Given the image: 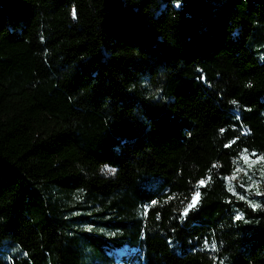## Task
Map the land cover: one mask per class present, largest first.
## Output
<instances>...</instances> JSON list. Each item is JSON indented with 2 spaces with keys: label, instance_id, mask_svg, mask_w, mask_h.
<instances>
[{
  "label": "trees",
  "instance_id": "16d2710c",
  "mask_svg": "<svg viewBox=\"0 0 264 264\" xmlns=\"http://www.w3.org/2000/svg\"><path fill=\"white\" fill-rule=\"evenodd\" d=\"M251 153L264 0H0V264H264Z\"/></svg>",
  "mask_w": 264,
  "mask_h": 264
},
{
  "label": "rangeland",
  "instance_id": "374dc122",
  "mask_svg": "<svg viewBox=\"0 0 264 264\" xmlns=\"http://www.w3.org/2000/svg\"><path fill=\"white\" fill-rule=\"evenodd\" d=\"M252 154L253 153L246 155L247 161L241 157V166L239 167L238 173L233 176V181L240 183L244 189H251L255 187L258 189L256 194L259 192L264 196V175H262L264 170L262 168V164L259 163L260 161L258 160V156L256 154ZM104 170L107 174L111 172L108 169ZM120 253L126 254L127 252L123 249Z\"/></svg>",
  "mask_w": 264,
  "mask_h": 264
},
{
  "label": "snow or ice",
  "instance_id": "6c2138e0",
  "mask_svg": "<svg viewBox=\"0 0 264 264\" xmlns=\"http://www.w3.org/2000/svg\"><path fill=\"white\" fill-rule=\"evenodd\" d=\"M177 7H179V3H177ZM72 15H73V18L75 19V18H76V12H75V9H73ZM233 103L235 104L236 101H233ZM252 155H255V153H253ZM242 159H245V161H247V157H246V156H243V155H242ZM262 159H264V157H258V160H262ZM238 171H239V169H238ZM262 175H264V173H262ZM203 183H204V181H201V182H200L201 185H202ZM260 194H261V193L257 192V195H260ZM198 195H199V191L197 190V192L193 195L192 201L189 202V203L187 204V206L184 208V211H183V213H182V216H187L189 210H190V209H193V208L195 207V205H196V203H197L196 197H197ZM240 199H244V197H240ZM153 203H155V202H153ZM251 207H253V209L255 210L256 208H259L260 205L252 203V204H251ZM236 219H237V220H240V219H242V217L237 216ZM212 247H213V249H215V245H214V244L212 245Z\"/></svg>",
  "mask_w": 264,
  "mask_h": 264
}]
</instances>
